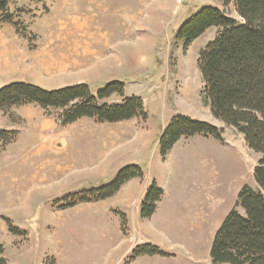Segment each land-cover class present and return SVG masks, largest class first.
<instances>
[{
	"label": "rangeland",
	"instance_id": "1",
	"mask_svg": "<svg viewBox=\"0 0 264 264\" xmlns=\"http://www.w3.org/2000/svg\"><path fill=\"white\" fill-rule=\"evenodd\" d=\"M202 6L223 8L215 0H9L7 10L0 12V87L17 81L54 90L82 83L95 92L117 80L124 84V97L142 99L147 119L101 126L81 118L64 126L57 111L33 104L0 112V132H6L0 139V256L6 264H41L46 256L56 264H203L207 251L198 247L186 252L172 244L177 236L162 240L155 235L156 243L149 235V241H142L148 233L135 230L132 219L125 230L113 229L124 215L110 200L114 195L106 202L62 208L71 195L110 183L122 168L115 175L102 170L112 133H121L122 149L136 144L140 132L147 134L133 166L144 173L145 191L155 184L166 200L178 197L173 172L197 173L194 164L183 166L184 150L206 152L222 144L213 138V146L209 137L194 135L193 141L179 139L164 159L159 153V137L175 116L217 126L198 60L221 30L209 28L186 48L177 38L179 26ZM226 9L240 21L233 4ZM6 17L11 22H4ZM121 100L112 96L105 102ZM226 127L223 135L237 145L241 165L228 152L224 157L217 151L208 165L209 183L217 187L212 206L217 205L216 216L223 219L229 212L223 201L233 202L238 186L257 189L251 171L260 157ZM190 189L205 194L198 186ZM140 208L141 203L131 207L130 216ZM178 217L169 213V223ZM96 222L105 227V237L93 233ZM145 244L160 246L166 256L133 257Z\"/></svg>",
	"mask_w": 264,
	"mask_h": 264
},
{
	"label": "trees",
	"instance_id": "2",
	"mask_svg": "<svg viewBox=\"0 0 264 264\" xmlns=\"http://www.w3.org/2000/svg\"><path fill=\"white\" fill-rule=\"evenodd\" d=\"M215 2L223 8L202 6L179 26L177 38L186 48L209 28L221 30L198 60L203 93L212 117L242 135L247 147L260 157L252 172L257 189L244 185L238 192L232 209L214 235L210 264H264V0ZM8 3L9 0H0V12L7 10ZM229 4H233L240 21L230 16L226 9ZM9 18L4 22H11ZM112 96L120 97L121 102L107 104L105 101ZM31 104L46 111H57V119L64 126L81 118L99 123L147 119L142 99L124 97V84L117 80L106 82L95 92L82 83L54 90L17 81L0 87V112ZM5 134L1 131L0 139ZM223 134V127L178 115L161 133L159 153L164 159L179 139L194 135L212 137L223 143ZM143 177V171L136 166L122 167L110 183L71 195L62 208L105 200L129 180ZM161 196L162 190L155 184L146 189L140 208L142 219L154 214ZM125 224V217L121 215L122 229ZM8 229L17 234L10 225ZM153 255L166 256L158 247L145 244L136 248L133 257ZM0 264H6L2 256ZM41 264L56 263L53 257L46 256Z\"/></svg>",
	"mask_w": 264,
	"mask_h": 264
},
{
	"label": "crops",
	"instance_id": "3",
	"mask_svg": "<svg viewBox=\"0 0 264 264\" xmlns=\"http://www.w3.org/2000/svg\"><path fill=\"white\" fill-rule=\"evenodd\" d=\"M115 79V78H114ZM212 117V115H211ZM136 119H131L128 121H123L128 124L133 122ZM121 123V122H117ZM212 123L217 124L219 127H223L225 130V125L214 119L212 117ZM101 126H114L116 123H101ZM229 128V127H226ZM231 128V127H230ZM226 131H224L225 133ZM159 133V130L156 132ZM238 134V133H237ZM240 135V134H238ZM242 137V135H240ZM224 137V143H217L218 147H213L208 149V151L203 152L202 148L198 150V148H186L183 152L185 163L183 166L192 165L194 168H197V173L193 176V173L190 172L180 173L178 171L173 172V177L175 179V187H176V195L178 197L175 200H166L167 194L162 196V198L158 201L156 205V210L154 214L149 219H142L140 217V213L138 212L135 214L134 217L130 216V209L134 205L140 204L142 199L144 198L145 194V182L144 179L140 178H133L126 182L122 188L112 197L110 198L113 201V205L120 208L121 212L124 214L126 219V224L128 220L132 219L133 221V228L137 230L139 233L146 232L148 235L142 241H149L148 237L151 235V239L153 242L157 241L155 235H160L161 239L163 240V236L166 237L169 235L177 236V238L173 239L171 242L172 244H179L180 246L184 247V251H193L198 249V247L204 248L207 252H205V258L203 264H210L211 258L208 254V250L210 252V247L214 238V235L221 225L222 221L224 220V215L217 218V205L212 206V198H214L216 190V185L209 183V172H208V165L209 161L212 157L213 151H217L219 155L226 156V152H228V158L235 159L239 165L240 164V155L237 149V145H233L232 143H228L226 141V136ZM135 138V137H134ZM243 138V137H242ZM110 142L105 144L106 150L104 154V164H102V170H110L113 171V175L123 166L126 165H133L138 159V155L140 152L143 151V145L146 144V140L148 139L146 133H141L136 136V144H130L125 148H121V133L116 132L112 133L111 137L108 138ZM185 139V138H184ZM197 138L190 140L193 141ZM203 141V139H201ZM210 144L212 143L213 146L217 142L213 138H207ZM100 141H102L100 139ZM138 141H140L139 145H137ZM99 142V141H98ZM180 142V141H179ZM179 142L177 144H179ZM173 152V150H172ZM208 162V163H207ZM254 167V165H253ZM253 172V168L251 173ZM114 177V176H113ZM194 178L193 183L195 184L192 186L189 184L190 178ZM253 177V176H252ZM184 179L186 182L183 185L178 184V180ZM192 180V179H191ZM198 186V190L204 189V195H197L196 191H192L190 188H196ZM240 186L235 189V197L233 198V202L223 201L226 209L229 211L232 209V204L234 205ZM197 190V191H198ZM239 190V191H238ZM238 191V192H237ZM188 194V195H186ZM225 199V198H224ZM108 199H105L106 202ZM231 208V209H230ZM171 215H178L179 217L176 218L173 222L169 223L168 214ZM226 214V213H225ZM215 218H211V216ZM118 217V216H117ZM97 226L94 227L93 233L96 236H103L105 237V227L102 224L96 222ZM125 224V227H126ZM122 230V225L120 223V218L118 217L117 222L113 224V229ZM125 227L123 228L125 230ZM114 234V232H113ZM144 236V235H143ZM143 239V238H142ZM144 243V242H143ZM158 243V242H156ZM169 243V240L167 241ZM160 247V246H158ZM98 252V249H97ZM128 250L125 251V254ZM122 260V259H120ZM181 264V260H177ZM42 263V262H41Z\"/></svg>",
	"mask_w": 264,
	"mask_h": 264
}]
</instances>
